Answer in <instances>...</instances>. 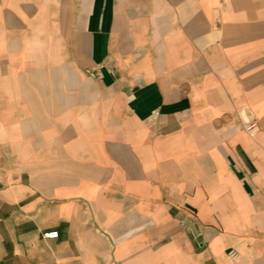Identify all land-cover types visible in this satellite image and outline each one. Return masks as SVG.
<instances>
[{"label": "crops", "instance_id": "1", "mask_svg": "<svg viewBox=\"0 0 264 264\" xmlns=\"http://www.w3.org/2000/svg\"><path fill=\"white\" fill-rule=\"evenodd\" d=\"M0 264H264V0H0Z\"/></svg>", "mask_w": 264, "mask_h": 264}, {"label": "built area", "instance_id": "2", "mask_svg": "<svg viewBox=\"0 0 264 264\" xmlns=\"http://www.w3.org/2000/svg\"><path fill=\"white\" fill-rule=\"evenodd\" d=\"M44 239H56L58 237V233L56 231L47 232L42 235ZM227 257L229 260H235L238 257V254L235 250L231 249L227 252Z\"/></svg>", "mask_w": 264, "mask_h": 264}]
</instances>
